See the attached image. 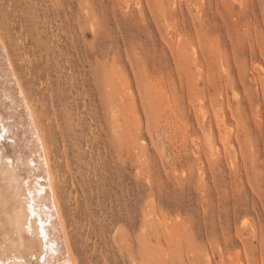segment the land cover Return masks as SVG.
I'll return each instance as SVG.
<instances>
[{
    "label": "rangeland",
    "instance_id": "374dc122",
    "mask_svg": "<svg viewBox=\"0 0 264 264\" xmlns=\"http://www.w3.org/2000/svg\"><path fill=\"white\" fill-rule=\"evenodd\" d=\"M76 264H264V0H0Z\"/></svg>",
    "mask_w": 264,
    "mask_h": 264
},
{
    "label": "bare ground",
    "instance_id": "6f19581e",
    "mask_svg": "<svg viewBox=\"0 0 264 264\" xmlns=\"http://www.w3.org/2000/svg\"><path fill=\"white\" fill-rule=\"evenodd\" d=\"M0 264H76L45 138L1 34Z\"/></svg>",
    "mask_w": 264,
    "mask_h": 264
}]
</instances>
